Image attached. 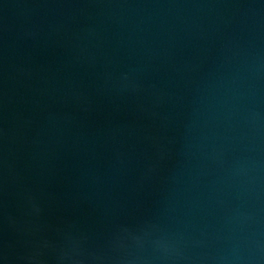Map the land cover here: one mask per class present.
<instances>
[{
	"label": "water",
	"instance_id": "obj_1",
	"mask_svg": "<svg viewBox=\"0 0 264 264\" xmlns=\"http://www.w3.org/2000/svg\"><path fill=\"white\" fill-rule=\"evenodd\" d=\"M0 264H264V0H0Z\"/></svg>",
	"mask_w": 264,
	"mask_h": 264
}]
</instances>
